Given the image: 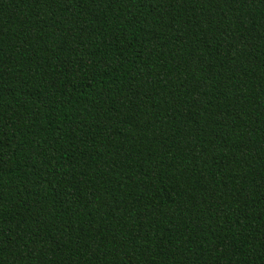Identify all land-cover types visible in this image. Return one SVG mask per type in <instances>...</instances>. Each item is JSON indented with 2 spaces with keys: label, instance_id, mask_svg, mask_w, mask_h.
<instances>
[{
  "label": "trees",
  "instance_id": "obj_1",
  "mask_svg": "<svg viewBox=\"0 0 264 264\" xmlns=\"http://www.w3.org/2000/svg\"><path fill=\"white\" fill-rule=\"evenodd\" d=\"M0 264H264V0H0Z\"/></svg>",
  "mask_w": 264,
  "mask_h": 264
}]
</instances>
